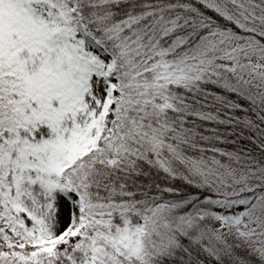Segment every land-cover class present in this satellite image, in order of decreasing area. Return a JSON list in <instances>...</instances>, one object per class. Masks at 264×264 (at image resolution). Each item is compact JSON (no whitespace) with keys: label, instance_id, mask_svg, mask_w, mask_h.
Listing matches in <instances>:
<instances>
[{"label":"snow or ice","instance_id":"snow-or-ice-1","mask_svg":"<svg viewBox=\"0 0 264 264\" xmlns=\"http://www.w3.org/2000/svg\"><path fill=\"white\" fill-rule=\"evenodd\" d=\"M0 264H264V0H0Z\"/></svg>","mask_w":264,"mask_h":264}]
</instances>
